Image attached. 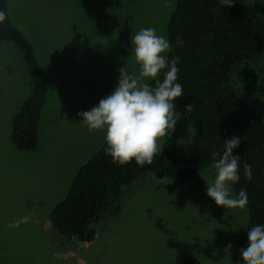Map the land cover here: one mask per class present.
<instances>
[{"label":"rangeland","instance_id":"rangeland-1","mask_svg":"<svg viewBox=\"0 0 264 264\" xmlns=\"http://www.w3.org/2000/svg\"><path fill=\"white\" fill-rule=\"evenodd\" d=\"M238 1L256 10L264 4ZM176 4L177 0H8L11 22L34 46L49 91L39 148L17 150L11 141L13 120L31 95L32 81L21 51L12 42H1L0 264H176L182 257L195 264H244L240 250L247 247L249 212L247 207L218 206L207 195L206 181L216 175L213 165L184 185L141 174L95 227L92 243L64 238L51 224L52 210L106 143L105 131L89 132L78 113L98 106L114 91L120 68L127 65L130 73H138L131 56L132 34L152 27L168 38ZM232 85L264 123V56L238 65ZM194 134L182 116L175 131L161 141L162 152L189 144ZM33 210L39 223L8 227ZM229 244L232 248L226 253Z\"/></svg>","mask_w":264,"mask_h":264},{"label":"trees","instance_id":"trees-1","mask_svg":"<svg viewBox=\"0 0 264 264\" xmlns=\"http://www.w3.org/2000/svg\"><path fill=\"white\" fill-rule=\"evenodd\" d=\"M0 10L7 13V19L0 23V43L9 41L17 46L32 81L31 95L14 117L11 141L19 151L34 152L39 148L48 78L34 46L11 22L8 0H0ZM167 35L172 43L167 56L180 57L177 82L183 85L184 92L174 103L195 131L191 142L157 154L150 165L143 167L135 160L124 165L113 163L105 152V143L80 169L67 197L51 212V224L64 238L92 243L97 236L95 227L102 223L123 189L141 174L151 173L158 179L184 185L213 165V153L222 155L224 141L234 136L241 143L233 149V155L241 158L240 180L232 187L236 195L246 189L249 199L246 246L248 229L264 224V123L232 85V73L238 65L264 56V4L256 10L238 0L229 7L220 0H177ZM178 36L184 41L179 47L175 44ZM163 75L162 72L160 79ZM189 103L191 112L184 110ZM245 162L251 166V180L244 174ZM176 264L195 263L182 257Z\"/></svg>","mask_w":264,"mask_h":264},{"label":"clouds","instance_id":"clouds-1","mask_svg":"<svg viewBox=\"0 0 264 264\" xmlns=\"http://www.w3.org/2000/svg\"><path fill=\"white\" fill-rule=\"evenodd\" d=\"M235 0H220L226 7L234 6ZM7 19V13L0 10V23ZM131 56L139 65V71L130 73L127 65L119 69L118 85L114 91L102 98L98 106L89 111L78 113L81 124L89 132L105 131L107 147L105 152L112 157L113 163L124 165L133 160L143 167L151 164L154 157L162 152L161 141L174 132L177 121L182 116L176 111L178 98L184 95L183 85L178 81L179 56L171 59L166 55L172 51V43L155 28H143L131 36ZM176 46L184 41L178 36ZM164 73L160 79L161 73ZM148 81H155L154 85ZM192 111L191 103L184 108ZM241 143L239 137L225 140L222 155L213 153L216 175L213 181H206L207 195L218 206L227 209L244 208L249 199L246 189L238 195L233 193L231 185L240 180V156L233 155V149ZM217 157H219L217 159ZM244 174L252 179L251 166L244 163ZM39 223L36 212L10 221L9 228H19L24 223ZM249 244L240 250L244 264H264V224L248 229ZM232 245L225 248L230 253Z\"/></svg>","mask_w":264,"mask_h":264}]
</instances>
